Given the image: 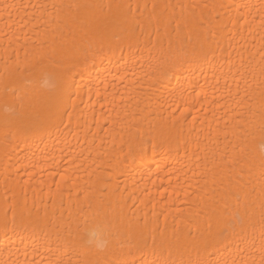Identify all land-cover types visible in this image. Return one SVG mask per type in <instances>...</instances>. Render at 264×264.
<instances>
[{
	"label": "bare ground",
	"instance_id": "6f19581e",
	"mask_svg": "<svg viewBox=\"0 0 264 264\" xmlns=\"http://www.w3.org/2000/svg\"><path fill=\"white\" fill-rule=\"evenodd\" d=\"M101 46L71 115L28 134L51 77ZM193 53L195 71L156 82ZM262 125L264 0H0V264H104L145 221L177 264L224 226L247 246L220 258L260 264ZM137 129L172 147L123 171Z\"/></svg>",
	"mask_w": 264,
	"mask_h": 264
},
{
	"label": "snow or ice",
	"instance_id": "6c2138e0",
	"mask_svg": "<svg viewBox=\"0 0 264 264\" xmlns=\"http://www.w3.org/2000/svg\"><path fill=\"white\" fill-rule=\"evenodd\" d=\"M5 7L15 8L17 6L5 5ZM89 7L103 9L104 7L111 8L112 6L92 5ZM214 7L226 9L229 6L221 3ZM127 8L129 12L132 11L131 5H128ZM217 19H220V17L218 16ZM117 50L121 53L118 59L125 61L124 67H127L128 62L123 55V45L119 42L114 45H108V52L111 53L112 57L116 56ZM204 55L206 56V54ZM105 58H108V53L104 51L103 46L98 51H93L90 47L76 49L67 66L51 77L53 81L52 87L44 97L39 113L27 122V133L33 137L42 139L45 135L49 134L52 128L58 129L63 124V116L71 115L68 111L69 105L73 108L76 106V99L80 97L82 88L85 86L82 84L83 79L89 77L93 71H102V64ZM200 58V55L196 53L191 54L190 57L188 54L179 58L169 57L164 62L166 66L155 69L159 73L156 77V82L161 87H164L170 83V77L181 76L186 71H195ZM18 91L26 92L27 90L15 88L12 90V95L15 96ZM261 132L264 134V125H262ZM166 147L171 148L172 145L165 139L146 134L142 130L137 129L134 142L129 144L128 151L124 153L123 160L121 161L123 165L122 170L128 171L138 163L143 162L148 157L149 150L155 154L158 150H164ZM261 168L264 169V155L261 157ZM61 179L63 180L64 176H61ZM49 191L51 192V189ZM260 197L262 225L260 264H264V185H262ZM6 218L7 212H5V227H7ZM13 219L15 220V216H13ZM30 223L39 226L42 223L46 225L48 221L45 217L43 219L36 218L35 220H31ZM157 231V228L149 229L147 221H145L142 231L136 235H130L117 243L111 250V258L107 259L104 264H177L175 260L163 258L165 244L163 241L158 243ZM237 237L238 234L233 227H220L215 234L194 243L193 247L197 251L195 259L181 260L179 264H255V261L250 259L237 261L235 259L220 258L222 253H228L233 247L239 250L242 245L247 246V242L242 237L239 239ZM201 249L203 250L202 255L200 254ZM170 255L169 253V257Z\"/></svg>",
	"mask_w": 264,
	"mask_h": 264
},
{
	"label": "clouds",
	"instance_id": "9594fccd",
	"mask_svg": "<svg viewBox=\"0 0 264 264\" xmlns=\"http://www.w3.org/2000/svg\"><path fill=\"white\" fill-rule=\"evenodd\" d=\"M98 243L100 244V246H101V247H103V246H104L102 242H98Z\"/></svg>",
	"mask_w": 264,
	"mask_h": 264
}]
</instances>
